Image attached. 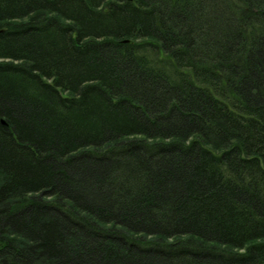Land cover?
I'll list each match as a JSON object with an SVG mask.
<instances>
[{"label":"trees","instance_id":"16d2710c","mask_svg":"<svg viewBox=\"0 0 264 264\" xmlns=\"http://www.w3.org/2000/svg\"><path fill=\"white\" fill-rule=\"evenodd\" d=\"M0 264H264V0H0Z\"/></svg>","mask_w":264,"mask_h":264},{"label":"rangeland","instance_id":"374dc122","mask_svg":"<svg viewBox=\"0 0 264 264\" xmlns=\"http://www.w3.org/2000/svg\"><path fill=\"white\" fill-rule=\"evenodd\" d=\"M129 40V39H128Z\"/></svg>","mask_w":264,"mask_h":264}]
</instances>
